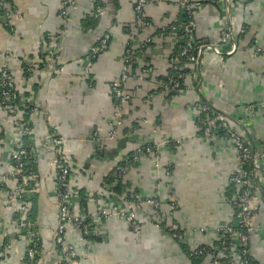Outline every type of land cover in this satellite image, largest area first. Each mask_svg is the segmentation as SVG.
<instances>
[{"label": "crops", "instance_id": "obj_1", "mask_svg": "<svg viewBox=\"0 0 264 264\" xmlns=\"http://www.w3.org/2000/svg\"><path fill=\"white\" fill-rule=\"evenodd\" d=\"M11 1L19 17L11 19L12 30L0 20V68L14 76L22 99L40 110L30 114L29 123L37 176L43 179L34 213L35 221L46 226L42 229V250H49L48 228L56 224L55 201L46 194L55 182L54 169L49 168L54 157L49 127L65 140L64 154L82 169L78 182L84 190L99 189L119 158L147 146L154 148L152 156L141 154L131 160L123 174V181L141 199L151 201L142 212H133L137 231H131L117 216L93 221L90 242L84 243L70 229L67 241L79 253L74 264H191L154 220L153 203L167 226H179L190 251L217 249L218 231L232 219L228 187L238 161L227 138L199 135L200 113L195 106L202 101L231 117L238 132L253 141L260 166L256 182L260 203L256 205L249 248L253 261L264 264V149L257 144L264 137V58L253 54L255 46L264 47V0H190L196 5V41L207 48L201 58V72L184 65L188 72L183 88L173 96L159 91V78L169 69L168 59L177 38L173 33L163 37L156 32L176 21L180 0H146L144 16L151 26L131 28L130 37L123 33V27L133 24L137 0H79L64 16L63 0ZM95 1L103 15L93 19L92 28L83 30L81 22L91 14ZM223 32L230 33L235 43L231 55L226 54L229 46L220 43ZM103 35H109V47L91 63L89 50ZM128 40L133 51L147 40L151 43L136 59L134 56L137 66L124 87L129 95L125 109L129 122L109 137L114 114L109 86L121 73ZM53 53L58 55L56 63L50 58ZM55 66L59 69L56 74ZM248 106L253 107V113L247 112ZM18 118L22 119V112L13 114L0 108V224L6 231L4 238L14 229L13 215L5 208L2 195L16 182L10 171L12 154L22 138V129L15 124ZM94 133L97 140H93ZM125 136L133 139L119 149ZM101 200L88 199V212L109 210ZM4 242L0 243V264H20L25 252L22 245L13 241L6 249ZM40 255L41 250L39 259ZM207 261L204 258L201 264ZM44 264H54L51 253Z\"/></svg>", "mask_w": 264, "mask_h": 264}, {"label": "built area", "instance_id": "obj_2", "mask_svg": "<svg viewBox=\"0 0 264 264\" xmlns=\"http://www.w3.org/2000/svg\"><path fill=\"white\" fill-rule=\"evenodd\" d=\"M78 1L79 0H63L61 5L62 15L64 16L67 13V10L73 7ZM145 3L146 0H137L135 2L133 7L134 20L133 24L130 25L132 28L151 26V22H147V18L144 16ZM179 9H183L187 14L188 22L179 27H171L173 34L182 30L185 35V40L182 43L183 47L178 56L169 60V67L170 65H176L177 68L175 69L176 71H179V73L176 80H171L165 85L162 84V88L159 91H163L166 94H169L173 91L177 92L178 88L180 87L179 81H183L184 77L186 76V74L182 72L183 66H178V62L183 60L192 62L194 69L201 72V62H198L197 57L198 55H202L204 50L207 48V46H198L195 38L194 15L196 11V5L190 0H180ZM102 15L103 11L101 8H98L95 12V18H98ZM14 17L16 18L19 16L12 4V1L0 0V20L4 27L12 30L10 21ZM109 41V35H103L93 46H91L88 60H96L99 55L106 52L107 48L109 47ZM150 43L151 40L145 41V43L140 45L138 50ZM220 43L221 45L229 46V50L226 52L227 55H231L235 52L236 46L230 33L223 32L221 34ZM195 50H197L196 57L193 56ZM253 54L257 57L264 58V47L255 46L253 48ZM51 55V60L56 63L58 55L56 53ZM133 62V51L129 53L124 51L121 73L119 77L109 86L110 94L114 96V99L117 102L116 106L113 104L114 114L112 120L109 123V137L116 135L117 130L122 127L128 117V112L125 109L129 102V95L125 92L124 87L129 78L133 77L131 72V65ZM58 71L59 69L55 66V74L58 73ZM145 72H148V68L145 69ZM19 97L21 98L16 89L14 76L5 68H0V108L3 111L13 114L21 113L22 110H25V107L19 106V104H17ZM20 98L19 100L21 101ZM31 106V114L33 112L40 111L39 107L35 104H31ZM195 107L200 113L199 118L201 119L199 120V124L202 126L203 137L206 139H212L219 137V133L223 132L224 138H227L231 142L234 150L236 151L238 170L229 178V186L233 189V191L227 202L232 209V219L227 226L221 228L218 231L217 249H196L191 251L192 255L197 257L204 256L205 258H208L206 264H256L251 257L249 248V237L254 231L253 220L256 211V205L260 203L256 194V182L260 176V166L255 158V153L252 154L250 142L238 132L226 115L222 113L214 114L211 110L212 108L205 103L199 102ZM246 110L249 113L254 112L252 106L246 107ZM15 124L22 129V136L32 135V129L29 128L21 118H18ZM49 129L51 130V145L56 153L54 155V160L50 163V168L57 170V188L55 195L60 203V228L56 231L55 235L56 253L62 258H65L66 256L65 251L62 248V240L64 236V230L62 227L65 223L70 224L72 222H77L80 233L87 235L88 233L93 232V224H89V220L93 223V221H104L110 217L117 216L123 218L128 223L131 231L136 232L139 228V225L137 222H135L136 218L133 212H142L144 206L148 203H151V201H145L141 199L138 194L132 195L133 199L129 201L125 195H122L120 197H115V199H111L113 202V207H111L110 210L103 211L102 209H98L93 210V213H89L88 210L86 213L81 212L78 209L77 201L74 199V197L79 199L78 190H80V183L78 182V177H74V175L78 173V169L74 168L76 166L71 162V158H69L63 152L66 145L65 140L57 134L55 128L49 127ZM93 140H97V133H94ZM177 143H179V141ZM177 143L175 142L173 145H177ZM153 152L154 148L152 146L138 149L135 156L133 155L134 157L132 161H135L136 157L141 154L152 156L151 153ZM30 156H33L32 149L28 152L26 147L23 145L22 140H18L11 157L13 160L12 170L16 176L15 189H17V193L19 194L15 199L16 201H13V203L16 204L13 220L15 226H17L19 229L21 235L20 239H24L26 241L25 252H27L30 259V263L28 264H37L39 260L35 261V252L28 249V247L31 246L34 249V247L38 246L39 244L41 245L40 239L37 236L35 223L30 220L32 213V199L34 195H37L34 190L38 177L37 174L33 173L31 169L25 164V160ZM120 162L124 164V167H117V165L115 167L118 171V179L123 180V174L126 167H128L130 160H128V156H123ZM248 163L252 165L251 170H246L244 168ZM72 187L74 189L73 191H70L72 190ZM21 190H24V192L19 193ZM102 192L103 194L109 195L106 189H102ZM87 197L88 199L96 198L95 194L88 195V193ZM121 203L128 205V210L126 208L118 209V206ZM153 204L155 214L152 216H154V220L157 221L159 228L162 229L163 232L168 233V231L177 232L181 230L176 223H172L171 225L167 226L160 215L156 203ZM75 209H78V214L74 213ZM179 238L182 240L183 234ZM68 246L69 250L73 251L72 257L77 259L79 253L75 247L69 243ZM218 250H221V252H218ZM20 264H26L23 261V256L20 260ZM60 264H65V261L62 260Z\"/></svg>", "mask_w": 264, "mask_h": 264}, {"label": "trees", "instance_id": "obj_3", "mask_svg": "<svg viewBox=\"0 0 264 264\" xmlns=\"http://www.w3.org/2000/svg\"><path fill=\"white\" fill-rule=\"evenodd\" d=\"M100 5L95 1L94 3V9L93 11L91 12V15H87L84 20L81 22V28L83 30H87L89 28H92L93 27V19H95V12L99 7ZM147 22H151L149 19H146ZM188 22V16L187 14L184 12L183 9H179V12H178V16H177V19L175 22L172 23L171 26L167 27L166 29L164 30H157L156 32V35H162L163 37L164 36H168L170 33H172V30H171V27H179V26H182L184 24H186ZM131 26L130 25H127V26H124L123 27V33L125 35H127L128 37H130L131 35ZM175 35H176V38H177V44L176 46L174 47L173 51H172V54L171 56L169 57L168 59V63H169V60L174 58V57H177L178 54L180 53L182 47H183V41L185 40V35L183 33V31H177V33L175 32ZM150 44H146L142 49L138 50V51H133L132 50V43H131V40H128L127 42V46L125 48V52L126 53H129V52H132L133 51V56H135V59L141 55V53L145 50V48H147L146 46H149ZM132 50V51H130ZM90 56V53L88 54V57ZM95 60H91L90 62H94ZM187 65H191V67L193 66L192 62H189V61H186V60H183V61H180L178 62V66H183L184 65L186 66ZM136 63L135 61L133 62V64L131 65V72L134 73V70L136 68ZM182 67V68H183ZM60 68V67H59ZM176 65H170L167 73L165 76L163 77H160L159 80L162 82L163 85L167 84L169 81L171 80H176L177 76H178V73L179 71H176ZM184 74H187V69H183L182 71ZM25 78H27V75L25 73ZM180 82V87L178 88V91L181 90L183 88V81H179ZM36 87H33V90H35ZM177 91V92H178ZM176 91H173V92H170L168 95L169 96H173L177 93ZM111 95V94H110ZM29 97V95H28ZM20 98V97H19ZM18 98V101H17V104H19V106H23L25 107V110H22V121L28 125L29 128L30 127V123H29V117H30V114H31V104L30 102H27L25 99H22V97L20 98L21 101L19 100ZM111 99H112V103L116 106L117 105V102L116 100L114 99V96L111 95ZM24 101V102H23ZM201 103H204L201 101ZM213 111L214 114H219V112L211 109ZM200 116V115H199ZM201 118H199L200 120ZM199 125V128H200V131H199V135L203 137V131H202V126L201 124H198ZM235 127V126H234ZM49 131L51 132V130L49 129ZM219 137H224V133L223 132H220L219 133ZM22 140V143L23 145L26 147L27 151H31L32 149V135L30 136H22L21 138ZM257 144L259 145V147L262 149H264V137H261L258 141H257ZM174 146V145H173ZM255 153V152H254ZM135 153H128V160H132L133 159V155ZM119 155V154H118ZM130 156V158H129ZM120 157V156H119ZM120 158L116 161V165L117 167H124V164L122 162H120ZM25 164L28 168L31 169V171L35 174H37V171H36V166H35V159L33 156H30L29 158H27L25 160ZM11 165H13V160L11 159ZM246 170H251L252 169V165L250 163H248L247 165H245L244 167ZM118 171H117V168L114 167L102 180V183L100 185V188L102 189H106L108 191V194L110 195V199H115V197H120L122 195H125V197L127 198V200L131 201L133 199L132 195H135V194H138L136 190H132L130 188V185L126 182H124L122 179H118ZM228 190L232 193L233 189L229 186L228 187ZM139 195V194H138ZM228 195V193L226 194ZM229 196H231L229 194ZM228 196V197H229ZM78 202H77V205H78V209L81 211V212H84L86 213L87 212V201H88V197H87V193H86V190L84 189H80L78 190ZM96 197V195H95ZM230 198V197H229ZM228 198V199H229ZM261 198L263 199V203H264V191L261 193ZM37 199V195H34L33 199H32V213H31V217H30V220L32 222H36L35 221V218H34V213H35V201ZM89 224H93L90 220L88 221ZM169 235L174 239V241L177 243V245L180 247V249L182 250V252L186 255V257L190 260L191 264H201L203 261H204V256L202 257H197V256H193L192 255V252L189 250V248L183 243V239L181 240L179 237L182 236V231H177V232H173V231H168ZM167 233V234H168ZM82 239L85 242H90L92 241V239L88 238V235H83L82 236ZM4 242V241H3ZM5 243V242H4ZM3 243V246H5V244ZM217 244V243H216ZM28 249L32 250L33 252H35V261H38L39 260V254H40V250H41V245L39 244L38 246L33 247H28ZM198 249H214V248H208V247H200ZM218 252H221V250H218ZM29 257H28V254L27 252H25L23 254V261L28 264L30 263L29 262Z\"/></svg>", "mask_w": 264, "mask_h": 264}, {"label": "rangeland", "instance_id": "obj_4", "mask_svg": "<svg viewBox=\"0 0 264 264\" xmlns=\"http://www.w3.org/2000/svg\"><path fill=\"white\" fill-rule=\"evenodd\" d=\"M6 69V68H5ZM7 70V69H6ZM126 121L127 122H129V115H128V117H127V119H126ZM52 146V145H51ZM53 148V147H52ZM54 150V149H53ZM56 153H55V151H54V155H55ZM54 160V157L52 158V160H51V162ZM50 162V163H51ZM71 162L72 163H74L73 162V160L71 159ZM50 163H49V168H50ZM116 166V165H115ZM114 166V167H115ZM75 169H78L77 170V174H75L74 175V177L75 178H79L80 177V175H79V173L81 172L82 173V169H79L77 166L76 167H74ZM51 169V168H50ZM10 177H12L14 180H16V176H15V174H14V172H13V170H12V168H11V171H10ZM6 177H4V181L6 180L5 179ZM56 178H57V170L55 169L54 170V176H53V179H55V184L52 182V187H51V189L49 190V191H46V194H47V196H49V197H52L53 199H54V201H55V206H56V224H55V226L53 227V228H51V229H49L48 228V232H49V234H51V246H50V248H49V250H47V251H45L46 249L45 248H43V250H42V247H41V260L39 259V262L37 263V264H44V261H45V258H46V255L48 254V253H51L52 254V256H53V263L54 264H60V262L62 261V260H64L65 261V264H74V263H76L77 261H78V258L77 259H74L73 257H72V253H73V251L72 250H69V246H68V241H67V239H68V233H69V230L70 229H73L74 231H76V233L78 234V235H80L79 237L81 238L84 234L83 233H80V231L78 230V226H77V222H72V223H65L64 225H63V227H62V229L64 230V236H63V240H62V248H63V250L65 251V254H66V256H65V258H62L61 256H59L57 253H56V249H55V245H56V240H55V235H56V231L60 228L59 227V220H60V216H59V201H58V199H57V197H56V195H55V192H56V185H57V182H56ZM50 181V180H49ZM15 186H16V182H15V184H14V186L11 188V189H8L7 191H5V192H3V195H2V198H3V203H4V205H5V208L7 209V210H10L11 211V213H12V215H14V213H15V210H16V204L15 203H13V201L18 197V193H17V189H15ZM79 187H80V184H79ZM73 187H72V190H70V191H73ZM79 189H81V187L79 188ZM38 195H40L41 194V192L43 191V179H42V177H40V176H38L37 177V180H36V184H35V190H34ZM24 192V190H21V192H19V193H23ZM86 192L88 193V195H93V194H95L96 195V198H99V199H102L103 201H105V204H107L108 206H110L109 207V210H110V208L111 207H113L112 206V201H111V199H110V196L109 195H107V194H103V192H102V189L101 188H99V189H97L96 191H91V190H87L86 189ZM74 199L78 202V198H76V197H74ZM101 200V201H102ZM16 201V200H15ZM124 209V208H126L127 210H128V205H125L124 203H121L119 206H118V209ZM99 209H101V208H99ZM74 213H77L78 214V209H75L74 210ZM90 213H93L91 210H90ZM13 234H11L8 238H4V236H5V233H6V231H4L3 229H2V227H3V225H1L0 224V234H1V237H0V243L1 242H3V241H6V244H5V248L6 249H8L10 246H11V244H12V242L13 241H15V242H19L21 245H22V248H24V250H25V246H26V241L24 240V239H20V232H19V229H18V227L17 226H15V224H14V220H13ZM35 226H36V230H37V236H38V238L40 239V243H41V245L43 246V238H42V229H44V228H46V226H44V225H40L39 223H37V222H35ZM70 244V243H69ZM72 245V244H71ZM74 246V245H73ZM75 247V249L77 250V248H76V246H74ZM86 250H88V249H86ZM44 252V255L42 254L43 252ZM77 252H78V250H77Z\"/></svg>", "mask_w": 264, "mask_h": 264}, {"label": "water", "instance_id": "obj_5", "mask_svg": "<svg viewBox=\"0 0 264 264\" xmlns=\"http://www.w3.org/2000/svg\"><path fill=\"white\" fill-rule=\"evenodd\" d=\"M206 45H207V44H206ZM198 46H202V45L198 44ZM203 47H206V46H203ZM201 50H202V49H201ZM193 56H194V57L197 56V50L194 51ZM201 58H202V55H198V57H197L198 62H201ZM222 114H223V113H222ZM224 115H225V114H224ZM226 116H227V115H226ZM227 118L229 119V121L234 122L233 119H232L231 117L227 116ZM234 123H235V122H234ZM132 139H133V138H132V137H129V136H127V137H123V139L119 142V146H118V148H119V149L122 148V147H123V144H124L125 142H128L129 140H132ZM248 141H249L250 144H251L252 154H254V144H253V141H252L250 138H248ZM87 235H88V238H91V237L93 236V233L90 232V233H88Z\"/></svg>", "mask_w": 264, "mask_h": 264}]
</instances>
